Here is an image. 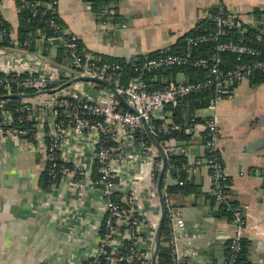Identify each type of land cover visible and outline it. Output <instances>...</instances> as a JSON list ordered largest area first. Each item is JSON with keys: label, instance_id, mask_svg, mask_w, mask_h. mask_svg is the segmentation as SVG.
<instances>
[{"label": "built area", "instance_id": "built-area-1", "mask_svg": "<svg viewBox=\"0 0 264 264\" xmlns=\"http://www.w3.org/2000/svg\"><path fill=\"white\" fill-rule=\"evenodd\" d=\"M13 1L34 15L58 14V0ZM119 1L112 0V4L101 11L98 18L101 28L111 26L121 31L127 27L116 20L115 4ZM87 2L91 7V2ZM234 18L220 9L214 18L215 30L188 37L181 54L166 53L132 63L131 77L127 76L120 63L103 61L88 51L76 35L61 28L54 18L47 23L52 34L46 36L37 32L40 37L35 41L28 39L21 43L6 31L1 33L0 42L3 37L9 38L6 45H0V75L5 76L0 79V141H17L39 155L44 162L49 189L57 188L61 179L67 178L73 186L89 182L102 197L103 224L98 245L87 259L78 264H150L153 236L146 237L145 240L149 238L146 247L139 244L148 225L141 216L137 194L138 190L145 188L149 200L158 197L153 173L148 175L141 169L138 175L133 176L131 187H128V175L126 178L120 175L122 166H128V141L136 140V133H145L142 120L164 121L168 114L166 109H177L186 96L208 94L207 106L203 110L208 119L204 124L203 144L208 155L207 165L216 203L226 201L222 190L226 187L227 176L218 154L220 132L216 109L238 84L250 81L256 74L264 75L261 49L246 44L242 36L235 43L221 41L232 28L241 29L238 22L234 24ZM239 33L242 35L244 29ZM256 41H261V36H257ZM209 42L214 43L213 55L193 57L196 47ZM59 49L66 53L62 59L67 61L66 64L57 62ZM222 54L234 55L238 63L229 69H220ZM187 65L209 68L210 74L201 81L168 83L159 90H151L147 86V74ZM82 77L111 85L135 113L121 106L115 94L98 82L76 81L64 86ZM188 126L186 129L190 131ZM173 130L179 131L180 127H162L166 136ZM139 143L144 163L151 165L158 156L156 149L151 144L148 146L142 138ZM163 149L168 161L177 155L179 147L170 138ZM72 150L80 157L77 162L68 158ZM88 153L90 155L86 156ZM86 160L90 166L85 164ZM183 169L184 166L180 169L175 165L169 168V171L176 172L174 180L180 186L184 184L180 179ZM120 192L123 199L116 201L115 197ZM247 209L248 206H239L234 212L232 225L235 234L229 238L231 255L225 264H234L240 250L239 239ZM170 228L172 262L184 264L176 250L178 235L185 228L178 209L171 212Z\"/></svg>", "mask_w": 264, "mask_h": 264}, {"label": "crops", "instance_id": "crops-1", "mask_svg": "<svg viewBox=\"0 0 264 264\" xmlns=\"http://www.w3.org/2000/svg\"><path fill=\"white\" fill-rule=\"evenodd\" d=\"M217 6L233 15L241 28L260 27L264 36V0H120L115 4L116 20L127 26L121 31L101 28L87 0H58L57 12L65 29L88 51L132 59L171 47ZM255 9L262 13L258 22L252 14ZM0 12L11 26V35L17 37L15 2L0 0ZM176 80L183 82L184 77L178 75ZM250 81L238 84L218 103V154L230 180V199L248 206L241 237L251 242V264H264V83L253 86ZM195 116L205 119L206 113L197 111ZM164 121L166 126L171 124L169 117ZM204 124L190 125V131L184 125L186 138L175 140L177 156L185 160L186 182L199 191L174 193L169 199L185 223L176 242L184 264H223L226 242L235 234L232 223L214 216L216 207L207 198L212 178L203 144ZM139 145L137 139L128 141V166H122L120 175H128V187L141 169L153 173L154 160L145 164ZM68 158L74 162L80 159L73 150ZM85 164L90 166L89 160ZM42 175L44 162L39 155L17 141H0V264H78L98 245L104 204L100 192L89 182L73 186L67 178L55 189H44ZM165 183L176 186L169 172ZM137 196L148 225L144 235L154 238L159 198L149 200L145 188L138 190ZM116 197L122 200L123 194ZM148 239L139 244L146 247Z\"/></svg>", "mask_w": 264, "mask_h": 264}, {"label": "trees", "instance_id": "trees-1", "mask_svg": "<svg viewBox=\"0 0 264 264\" xmlns=\"http://www.w3.org/2000/svg\"><path fill=\"white\" fill-rule=\"evenodd\" d=\"M39 1L46 2L48 0H39ZM89 1L91 2V10L94 13L95 17L97 18V21L101 11L112 4V0H89ZM16 8H17V16H18L17 38L21 43L28 39L35 41L40 37L41 34L50 36L52 34V30H49L47 23H49L51 18H54L55 22L58 23L61 28L65 29V24L59 18L58 14L57 16H54L50 12H46V13H39L37 15H34L32 12L24 8H21L19 4L16 5ZM220 9H224V8L222 6H217L209 10L208 17L198 22L194 29L190 30L185 35L179 37L176 43L169 48L156 50L146 55L138 56L132 59H123V58L108 57L102 55H98V56H100L103 59V61L120 63L124 67V72L127 73V76L131 77L130 70L132 63L144 60L146 58L156 57L158 55H162L166 53L181 54L185 46V40L188 37H192L206 31L215 30L214 18L220 13ZM224 13L227 12L224 10ZM252 14L254 15V18L257 22L261 19L262 13L259 10L255 9L252 12ZM259 28L260 27H258V29ZM242 29H244V33L240 35L239 32ZM258 29L247 26L241 29L238 27H234L228 32V34L224 38H222L221 41L235 43L238 41L239 37L242 36L245 39L246 44H251L257 47L258 49L262 50V54H263L262 58L264 59V36L260 35L261 33L260 31H258ZM3 31H6L8 35L11 34V26L3 18L0 12V36ZM37 32H40V35ZM257 36H261V41H256ZM8 38H9L8 36L3 37V40L0 42V45L2 46L6 45ZM213 47H214L213 42L199 45L194 49L193 57L195 58L210 57L214 53ZM65 54L66 53L64 52L63 49H59L57 62L61 64H66L67 61H62V59L65 57ZM237 63L238 61L234 55L222 54V65H220V69H229L235 66ZM209 74H210L209 68L202 69L187 65V66L167 68V69L151 72L146 75V83L149 89L159 90L165 87L168 83H178L176 80V77L178 75H182L184 77L183 82H196L206 79L209 76ZM2 78H5V76L0 75V79ZM261 83H264V75L261 74H256L250 81V84L253 86ZM207 99H208V94L206 93H203L201 95H189L182 99V102L177 109L172 110L170 108H167L166 109V111L168 112L167 118L169 117L171 120V124H169L168 126L172 127L173 125H176L180 127L179 131L173 130L168 136L164 135L162 131V127L165 125L164 124L165 121L153 120L152 131L158 143L165 148L166 142L170 138L176 141H178L181 138L183 139L186 138V135L184 134V130H183L184 125H193L194 123L200 121L206 123L208 119L207 118L202 119L196 117L195 112L204 110L206 108ZM121 106L123 105L121 104ZM136 138L138 141L142 138L147 143V145L150 146V141L145 133H136ZM206 156L208 159L207 154ZM160 165H161V159L158 156L157 158L154 159V165H153V177L155 182H157L158 179ZM170 165H175L180 169L181 167L184 166V169L180 172L181 173L180 179L184 181V184L182 186L177 184L176 186L166 185L165 178L168 172L173 177L176 176L175 171H169ZM261 176L263 178L262 188L264 189V168L261 170ZM224 183L226 187H224L222 191L227 197L225 202L216 203L215 195L213 194V191L211 192V195H207V198L210 201L211 205L216 207L214 216L217 218H225L229 223H232L234 221V212L236 209H238L240 205L236 201L230 199L229 197L230 180L228 177L226 178ZM41 187L44 189L47 187L45 175L41 176ZM161 189H162L163 198L166 203L167 211L161 230L160 245H159L156 264H173L172 262L173 246L171 242V228H170V215L173 209L169 203L170 196L178 192L183 194L199 193L197 186L190 185L186 182L185 160L182 157L175 155V156H171L169 160L166 161V170L161 181ZM115 200L118 201L119 198L115 197ZM141 236L144 238V240L146 239L145 235H141ZM230 243L231 240L228 239L225 245L226 258L223 264H225L227 258L231 255V250L229 247ZM239 244H240V250L236 253L234 264H251L250 261L251 242L246 238L241 237L239 239ZM139 264H141V262Z\"/></svg>", "mask_w": 264, "mask_h": 264}, {"label": "water", "instance_id": "water-1", "mask_svg": "<svg viewBox=\"0 0 264 264\" xmlns=\"http://www.w3.org/2000/svg\"><path fill=\"white\" fill-rule=\"evenodd\" d=\"M233 22H234V24H236V22H237L236 18H234ZM76 81H93V82H98V83L106 86L108 89H110L115 94V96L119 100V102L128 111L135 113V110L132 107H130L120 95H118L116 93V91L113 89V87L111 85L107 84L106 82H104L102 80L90 78V77H82V78L74 79V80L68 82L67 84H65L64 86L70 85L71 83L76 82ZM49 92H53V91H49ZM36 94H39V93H35V95ZM33 95H30V96H33ZM19 96H23V95H19ZM142 124H143L144 132H145L146 136L148 137L150 144L156 149V151L158 152L159 157L161 159L160 171H159L158 179L156 182V189H157V194H158L159 204H160V216H159L158 224H157L155 234H154V238H153L154 248H153V252L151 255V259H150V264H156L157 255H158V251H159V245H160L161 230H162L163 222L165 220L166 211H167L166 210V203H165V200L163 198L162 189H161V181H162V178H163L165 170H166V156H165L163 147L158 143V141L156 140V138L152 132L153 121L152 120H148V121L142 120Z\"/></svg>", "mask_w": 264, "mask_h": 264}, {"label": "rangeland", "instance_id": "rangeland-1", "mask_svg": "<svg viewBox=\"0 0 264 264\" xmlns=\"http://www.w3.org/2000/svg\"><path fill=\"white\" fill-rule=\"evenodd\" d=\"M179 79H180V77H179ZM153 252V251H152ZM151 255H152V253H151Z\"/></svg>", "mask_w": 264, "mask_h": 264}]
</instances>
